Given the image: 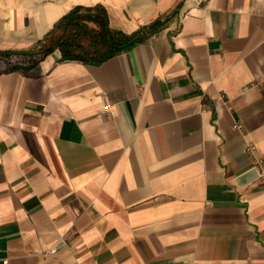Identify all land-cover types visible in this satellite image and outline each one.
<instances>
[{
    "label": "crops",
    "instance_id": "crops-1",
    "mask_svg": "<svg viewBox=\"0 0 264 264\" xmlns=\"http://www.w3.org/2000/svg\"><path fill=\"white\" fill-rule=\"evenodd\" d=\"M96 4L128 34L172 16L0 73V264H264V0H0V50Z\"/></svg>",
    "mask_w": 264,
    "mask_h": 264
},
{
    "label": "trees",
    "instance_id": "trees-1",
    "mask_svg": "<svg viewBox=\"0 0 264 264\" xmlns=\"http://www.w3.org/2000/svg\"><path fill=\"white\" fill-rule=\"evenodd\" d=\"M171 16L158 17L128 34L111 27L107 9L102 4L75 6L39 40L34 50H0V73L30 70L55 50L61 52V60L99 65L159 32L167 25ZM136 36L138 38L129 43Z\"/></svg>",
    "mask_w": 264,
    "mask_h": 264
},
{
    "label": "water",
    "instance_id": "water-1",
    "mask_svg": "<svg viewBox=\"0 0 264 264\" xmlns=\"http://www.w3.org/2000/svg\"><path fill=\"white\" fill-rule=\"evenodd\" d=\"M138 38V36H136L133 40H131L129 43H132L134 40H136ZM258 172H257V169L254 168V169H251L249 170L248 172H246L245 174H243L238 180L237 182L239 184H245V183H248V182H251L252 180H254L255 178L258 177Z\"/></svg>",
    "mask_w": 264,
    "mask_h": 264
},
{
    "label": "built area",
    "instance_id": "built-area-1",
    "mask_svg": "<svg viewBox=\"0 0 264 264\" xmlns=\"http://www.w3.org/2000/svg\"><path fill=\"white\" fill-rule=\"evenodd\" d=\"M263 84H264V80H263ZM102 113H109L112 114L114 113V109L111 103H107L103 108H102Z\"/></svg>",
    "mask_w": 264,
    "mask_h": 264
}]
</instances>
